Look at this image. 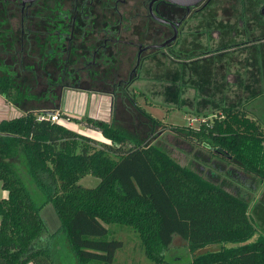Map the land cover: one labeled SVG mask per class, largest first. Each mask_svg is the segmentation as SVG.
I'll use <instances>...</instances> for the list:
<instances>
[{
	"label": "trees",
	"instance_id": "1",
	"mask_svg": "<svg viewBox=\"0 0 264 264\" xmlns=\"http://www.w3.org/2000/svg\"><path fill=\"white\" fill-rule=\"evenodd\" d=\"M0 95L17 107L24 99L8 75L0 76ZM130 101L153 125L165 126L136 100ZM44 110L0 120V182L6 191L0 196V264H65V259L127 264L115 260L124 242L111 224L132 227L145 255L160 264H264V234L244 198L156 144H143L114 117L74 121H83L121 146L131 142L128 148L98 145L93 137L60 122L39 119ZM172 130L215 156L239 161L264 183V126L247 111L221 106L201 116L196 126L176 125ZM15 158L22 159L44 195L42 204L21 177ZM88 174L98 178L96 185L79 183ZM48 203L60 221L51 233L42 216ZM176 236L186 241L189 255L194 254L189 261L170 259ZM210 244L221 246L197 254Z\"/></svg>",
	"mask_w": 264,
	"mask_h": 264
},
{
	"label": "flooded vegetation",
	"instance_id": "2",
	"mask_svg": "<svg viewBox=\"0 0 264 264\" xmlns=\"http://www.w3.org/2000/svg\"><path fill=\"white\" fill-rule=\"evenodd\" d=\"M148 60L169 62L152 72ZM260 66L264 0H0V76L16 88L26 79L47 99L136 100L137 83L154 73L168 100L179 82L206 86Z\"/></svg>",
	"mask_w": 264,
	"mask_h": 264
},
{
	"label": "rangeland",
	"instance_id": "3",
	"mask_svg": "<svg viewBox=\"0 0 264 264\" xmlns=\"http://www.w3.org/2000/svg\"><path fill=\"white\" fill-rule=\"evenodd\" d=\"M149 61L150 60L147 61L146 68L149 67V70H152V72H159L160 69H165L169 62L166 60V63H164L163 66L158 62H154V66V64H149ZM125 65L127 67V62H125ZM1 73L2 72H0V74ZM145 77L146 78L139 80V82L137 81L139 88L136 90L137 105L148 111L165 126L153 125L132 101L118 99L117 97V99L113 100L114 110L112 118L114 117L116 119L118 125L128 129L133 134H136L143 144H156L158 147L171 154L173 158L183 165L190 167L208 180L214 182L215 184H219L228 191L244 198L249 204V211L256 223L257 229L259 232L264 234V183L261 182L254 174L246 171L239 161H227L215 156L205 148L190 142L184 135H179L172 130V127L176 125L190 124L196 126L197 120H199L201 116L211 114L216 110H214L210 104L207 106L205 105V85L203 83L188 85L179 82L177 87H175L172 91L170 90L171 97L166 100L165 91L168 89L166 88V82L155 79L156 74L154 73H149L145 75ZM25 81L27 82L26 79ZM26 82H24V87H18L24 98L20 107V109H22L21 114L27 111L42 110L51 103V100L47 99V97L43 95V88L25 86ZM254 90L255 84L253 85V88L249 89V94H253ZM241 91L242 94H246L247 92L245 88ZM137 92H140L141 94ZM258 93L260 95L259 100H263L264 103V87L261 85L258 88ZM176 94L179 97L177 99ZM5 101V104L9 105L3 106V109L0 108V118L10 117L12 115V107L10 104L12 106L13 104L9 100ZM227 101L228 100H225L226 103ZM3 102L4 100L0 98V104ZM255 113L256 114H254V116L251 114L250 116L258 120L262 126H264V122H261L262 120L259 119L260 114L258 115L257 111ZM79 124L83 125L84 122L80 121ZM99 138L102 139L106 137L99 136ZM94 139L96 140L95 144L100 145L101 142H103L122 149L128 148L132 145L131 142L121 146L120 143L112 142L110 139L108 140H110L111 143L96 138ZM13 162L16 164L21 177L30 188L36 202L38 204H42L44 202V195L36 187L31 177L28 175L22 159L15 158ZM97 181V177L88 174L82 177L79 183L85 186H94ZM4 195H6V191L2 189L0 182V196ZM42 216L46 221L49 233L54 232L60 226L57 213L51 203L43 206ZM108 227H111L116 236L121 238L124 242V245L116 252V261L127 264H160L149 259L145 255L138 233L132 227L119 224H111L108 225ZM111 235L113 234L110 233V236ZM186 246V241L180 236H176L171 250L169 251V254L173 255L170 259L172 260L180 257H184L180 259L185 261L192 259L194 254H191L190 256ZM220 246L221 244H210L205 246V248L198 249L196 252L197 254H200L208 250L218 249ZM64 248L68 253L69 248L67 246H64ZM65 260V264H77L75 259ZM28 264L34 263L31 262Z\"/></svg>",
	"mask_w": 264,
	"mask_h": 264
},
{
	"label": "crops",
	"instance_id": "4",
	"mask_svg": "<svg viewBox=\"0 0 264 264\" xmlns=\"http://www.w3.org/2000/svg\"><path fill=\"white\" fill-rule=\"evenodd\" d=\"M212 70H215L214 66L211 67V71ZM260 76L262 78V82L260 80ZM263 78L264 70H261V66L259 69H244L241 74L239 72V78L236 80H231L228 78H220L217 80L214 76H210L204 88L206 91V98L204 99L205 105L207 106L210 104L214 110L223 105L240 108L247 111L249 117H251L250 114L254 116V114H256L255 112L257 111V114H260L259 119L262 120L261 122H264V103L263 100H259L260 95L258 93V88L260 85L264 87ZM254 84V93L250 95L249 89L253 88ZM243 88L247 90L246 94H242L241 90ZM0 98L4 100V102L0 104V108L9 105L5 104L6 99L2 95H0ZM49 100L51 99L49 98ZM225 100H228L227 103ZM112 101L113 100H108V96L102 95L100 93H84L83 95L77 96H75V94H68L63 100H51V103L44 107V109L53 108L54 106L60 107V111L65 113L66 118H68V120L60 123L80 133L111 143L108 138H99V136L105 137L101 132L89 127H85L84 124L81 125L74 121V119H81L85 116H89L92 118L109 121L113 114V108L112 112L110 111ZM10 106L12 107V115L5 118H13L22 115V109H20V107L18 108L14 104L13 106L10 104ZM2 119L4 118H0V120Z\"/></svg>",
	"mask_w": 264,
	"mask_h": 264
},
{
	"label": "built area",
	"instance_id": "5",
	"mask_svg": "<svg viewBox=\"0 0 264 264\" xmlns=\"http://www.w3.org/2000/svg\"><path fill=\"white\" fill-rule=\"evenodd\" d=\"M39 119H48L54 122H64L65 120H68V118L62 117L59 109L54 110L51 114L44 112L39 116Z\"/></svg>",
	"mask_w": 264,
	"mask_h": 264
},
{
	"label": "water",
	"instance_id": "6",
	"mask_svg": "<svg viewBox=\"0 0 264 264\" xmlns=\"http://www.w3.org/2000/svg\"><path fill=\"white\" fill-rule=\"evenodd\" d=\"M198 1V0H197ZM138 65V64H137ZM136 68H137V66H136ZM45 111V113H49V114H51V113H53L54 112V109H47V110H44Z\"/></svg>",
	"mask_w": 264,
	"mask_h": 264
}]
</instances>
